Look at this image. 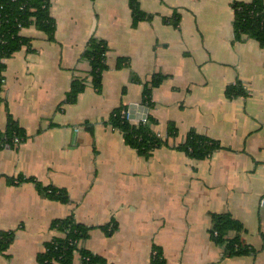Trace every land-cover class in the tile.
Returning a JSON list of instances; mask_svg holds the SVG:
<instances>
[{
    "label": "crops",
    "instance_id": "obj_1",
    "mask_svg": "<svg viewBox=\"0 0 264 264\" xmlns=\"http://www.w3.org/2000/svg\"><path fill=\"white\" fill-rule=\"evenodd\" d=\"M138 1L150 18L134 24L129 0H51L54 40L24 28L31 46L5 60L0 130L14 119L25 135L0 146V231L16 229L0 264H41L45 244L62 236L52 222L70 215L91 227L80 245L105 264H150L156 247L167 264H264V47L235 39L239 0ZM175 14L178 26L167 21ZM93 36L108 44L100 90L84 57ZM159 74L147 108L168 143L144 156L108 120L120 106H145V86ZM78 78L84 90L67 102ZM236 84L244 93L231 97ZM191 132L221 146L195 159L179 148ZM21 176L68 200L12 181ZM221 213L243 224L241 238L256 253L226 255L211 233Z\"/></svg>",
    "mask_w": 264,
    "mask_h": 264
},
{
    "label": "trees",
    "instance_id": "obj_2",
    "mask_svg": "<svg viewBox=\"0 0 264 264\" xmlns=\"http://www.w3.org/2000/svg\"><path fill=\"white\" fill-rule=\"evenodd\" d=\"M129 5L132 9L134 24L150 18V14L141 10L138 0H129ZM50 7L51 0H0V73L6 67V59L12 57L23 47L31 46L32 37L22 33L24 28L34 25L39 30L44 31L50 40H54L56 22L51 15ZM232 8L234 10L235 39L242 40L245 37H251L264 47V0L234 1ZM167 21L178 26L180 17L175 14ZM107 51L108 44L106 40L93 36L88 41L84 53V57L91 66L90 81L99 90L102 86L103 72L108 67ZM128 63V59L123 58L119 61L118 66L127 65ZM162 79V75H155L145 86L143 104L149 109L152 106L153 88L159 85ZM84 87L85 81L83 79L74 80L70 91L67 93V102H75ZM227 93L232 97L243 94L244 90L241 84H236L229 86ZM108 123L118 129L123 134L125 141L144 156H149L155 149L168 143L167 138L155 130L156 120L151 113H148L146 120L133 121L128 115L127 107L120 106L112 112ZM175 134L176 128L171 126L168 136ZM24 135L25 130L23 127L14 119H10L7 130H0V146L6 147L7 141L12 142L15 137H19L23 141ZM220 146V143L211 137L191 132L179 148L195 159H204ZM26 180L36 182L39 189L46 191V194L52 199L63 202L68 200L64 190L51 186L42 188L41 183L35 178L21 176L12 181L21 183ZM51 226L53 229L58 230L62 236L53 238L45 244V250L37 256L39 263L73 264L76 254H80L82 264L106 263L104 258L93 254L80 245L89 236L91 227L79 222L73 215L56 219ZM109 229L112 231V228ZM243 230V224L231 217L230 214L213 215L212 236L217 244L224 247L227 256L256 253L255 248L246 245L242 240L240 234ZM231 232H235L236 235L231 237ZM15 235L16 229L0 231V253H5L8 250L15 239ZM150 264H167L161 248H155Z\"/></svg>",
    "mask_w": 264,
    "mask_h": 264
},
{
    "label": "water",
    "instance_id": "obj_3",
    "mask_svg": "<svg viewBox=\"0 0 264 264\" xmlns=\"http://www.w3.org/2000/svg\"><path fill=\"white\" fill-rule=\"evenodd\" d=\"M131 107H132V109H131V111L129 112V113H130V114H129V117H130V118H132V119H136V118H138V120H144V119L147 118V114H148V108H147V107L142 106V105H139V106H138L137 104H132ZM137 107H140V109L142 110V114H141L140 116H134V115H131V113L134 112L135 109H136Z\"/></svg>",
    "mask_w": 264,
    "mask_h": 264
},
{
    "label": "built area",
    "instance_id": "obj_4",
    "mask_svg": "<svg viewBox=\"0 0 264 264\" xmlns=\"http://www.w3.org/2000/svg\"><path fill=\"white\" fill-rule=\"evenodd\" d=\"M128 115H129V112H128ZM144 120H146V119H144ZM77 129H78V128H77ZM21 142H22V139H21V138H19V137H15V138L12 140V142L7 141V143H6V147H10L11 144H12V145H19Z\"/></svg>",
    "mask_w": 264,
    "mask_h": 264
}]
</instances>
